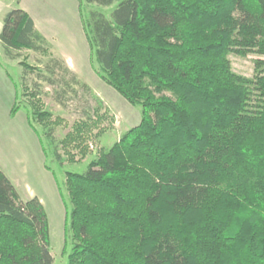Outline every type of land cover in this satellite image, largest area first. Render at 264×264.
I'll return each mask as SVG.
<instances>
[{
    "label": "trees",
    "instance_id": "1",
    "mask_svg": "<svg viewBox=\"0 0 264 264\" xmlns=\"http://www.w3.org/2000/svg\"><path fill=\"white\" fill-rule=\"evenodd\" d=\"M86 1L116 2L109 16L91 10L83 28L97 75L140 106V119L83 172L64 173L68 264H264V58L252 78L228 58L264 57V0ZM0 45L11 59L50 47L19 7L4 14ZM19 65L23 81L35 74L22 93L32 117L52 124L57 161L58 147L84 157L106 114L100 98L64 60ZM57 67L96 105L54 140L59 118L40 96ZM48 245L43 204L21 199L0 167V264H53Z\"/></svg>",
    "mask_w": 264,
    "mask_h": 264
},
{
    "label": "rangeland",
    "instance_id": "2",
    "mask_svg": "<svg viewBox=\"0 0 264 264\" xmlns=\"http://www.w3.org/2000/svg\"><path fill=\"white\" fill-rule=\"evenodd\" d=\"M3 1L10 5V9L26 7L47 37L50 47L45 54L26 49L21 50L15 59L8 58L4 54L12 61H5L0 51V157L2 159L0 162L3 163V159L7 162L5 153L8 152L5 149L2 150V142L10 137L9 133L13 132V139L11 137L10 139L15 144L19 140L22 143L25 142L27 159H30L31 162L19 172L16 168L8 166L12 173L9 175L16 183L21 197H24L29 189L40 192L47 218L48 247L53 264H68L67 254L70 244L67 241L64 246L63 235L66 213L63 201H67L64 173L65 171L83 172L87 163L95 158L100 150L107 149L123 131L136 125L140 119V106L130 104L97 75L98 64L90 51L83 28L84 21L91 10H97L109 16L116 2L109 6H103L86 0ZM61 56L71 61V66L78 74L79 80L86 83L91 92L100 98L106 109V114L100 121L99 127L93 130L85 142L88 146L87 154L80 157L74 149L72 151L75 153V157L71 160L69 155L58 147L57 151L61 156V162H58L53 153L55 141L51 142V139L45 135L48 125L52 124L44 125L32 117L31 103L28 102L31 99L22 93L26 91L24 86H31L35 74L27 75L23 81L20 76L22 68L19 61L25 60L29 64L45 68L50 57L64 60ZM228 58L234 72L252 78L255 74V60L264 57L255 52H248L244 56L230 53ZM5 70L9 78L4 75ZM62 74L61 68L57 67L54 76L56 83L53 86L45 83L40 96L42 109L51 113L49 120L53 121L59 118L52 131L54 140L61 139L71 129L72 124L83 115L85 109H91L96 105L91 93L72 82L70 74H65L69 83L67 87L64 80L61 79ZM62 89L65 92H62ZM14 92L16 94L15 104L19 110L15 115H10L8 109L11 106L8 105L9 103L12 105L11 93ZM59 93H61L63 103H59L55 99ZM26 116L34 126L36 133L25 123L24 117ZM37 144L42 151L40 159L33 151V145ZM42 163L43 167L48 169V184L45 180Z\"/></svg>",
    "mask_w": 264,
    "mask_h": 264
},
{
    "label": "crops",
    "instance_id": "3",
    "mask_svg": "<svg viewBox=\"0 0 264 264\" xmlns=\"http://www.w3.org/2000/svg\"><path fill=\"white\" fill-rule=\"evenodd\" d=\"M19 2V1H21V0H16V2ZM21 8L23 9V10H25L28 14H29V16L31 17V19H32V21H33V23H34V26H35V28L45 37V39L47 40V42L49 43V41H48V39H47V37L43 34V32L40 30V27L38 26V23H37V21L34 19V17L30 14V12L29 11H27L28 9L26 8V7H22L21 6ZM10 9V5L8 4V3H4V1L3 0H0V29H1V26H2V18H3V16H4V14L8 11ZM0 51H1V54H2V57L4 58V60L5 61H12V60H10V59H8L5 55H4V52H3V49H2V46L0 45ZM62 57V56H61ZM63 59H64V61H65V63L67 64V66L74 72V73H76V71L74 70V68H72V64H71V61L70 60H68L67 58H65V57H62ZM20 74H21V72H20ZM77 74V73H76ZM4 75H6L7 77H8V73H7V71L5 70V72H4ZM78 75V74H77ZM21 76V75H20ZM9 78V77H8ZM11 96H12V98H13V101H12V105H10V103H9V105L8 106H13L14 104H15V101H16V94H15V92L14 93H11ZM11 107H9V109H8V113L10 114V115H15V113L19 110H17V111H15L14 113H11ZM27 115V114H26ZM24 121H25V123L28 125V127L32 130V131H34L32 128H31V126H30V124H29V120H28V117L26 116V117H24ZM31 131V132H32ZM35 132V131H34ZM36 133V132H35ZM10 137H11V139H13V135H14V133L13 132H11V133H9L8 134ZM10 137H8L5 141H3L2 142V150H6L8 153L6 154L5 153V155L7 156V162L3 159V163H1L0 162V167H1V169H2V171L4 172V174L8 177V179L11 181V183L13 184V186H14V188H15V190H16V192H17V194L19 195V197L21 198V199H27V198H29V197H32V196H36L40 201H41V203H42V197H41V195H40V192H36V191H34V190H32V189H29V191H27V193H26V195H24V197H21V195L19 194V191H18V189H17V185H16V183L14 182V181H12V179H11V177H10V175L9 174H11L12 175V173H10V171H9V167L8 166H12V168L13 169H17L18 170V172L20 171V169L21 170H23V169H25V167H26V165L27 164H30V162H31V160L30 159H27V153H26V145H25V142H23L22 143V141H18L17 142V144H15L11 139H10ZM33 151L35 152V153H37V155L39 156V159H40V157L42 156V151H41V148H40V146L37 144L36 146H34L33 145ZM3 152V151H2ZM4 153V152H3ZM0 159H1V157H0ZM2 160V159H1ZM43 162V161H42ZM42 168L44 169L43 171H45L44 172V176H45V180H46V183L48 184L49 182V175L47 174L48 173V169H46L45 167H43V163H42ZM7 169H8V171H7ZM15 172V171H14Z\"/></svg>",
    "mask_w": 264,
    "mask_h": 264
}]
</instances>
